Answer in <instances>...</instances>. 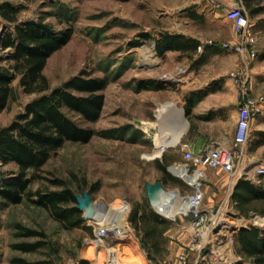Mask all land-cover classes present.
<instances>
[{
	"label": "rangeland",
	"instance_id": "rangeland-1",
	"mask_svg": "<svg viewBox=\"0 0 264 264\" xmlns=\"http://www.w3.org/2000/svg\"><path fill=\"white\" fill-rule=\"evenodd\" d=\"M10 1L23 8L19 13V20L44 18L59 32L69 28L73 31L70 41L47 61L44 73L50 79L52 87L62 85L82 71L93 76L107 75L111 78L104 90L105 107L100 118L96 122L84 123L94 128L92 139L87 143L66 142L56 150L39 170L40 176L33 181L30 191L34 193L38 189H59L53 181L63 179L76 194L83 195L84 191H88L96 204L100 203L105 207L121 205L123 200H127L131 206L128 216L125 213L128 221L137 204L148 202L160 216L170 220L172 224L157 252H150L144 245L141 232L132 221L133 237L124 240L110 237L105 244H101L97 252L95 248L90 250V241L97 238L95 232L101 224L97 220V212L100 211L98 207L99 211L96 212L95 208L90 216L83 209L82 226L67 228L47 209L26 198L20 204L4 208L0 206V264H21L15 261L16 258H25L27 263L24 264H111L108 249L113 244L121 248L124 252L122 257L125 255L126 260L132 264H181L182 254H188V264H194L202 254H206L207 259L199 261V264H242L239 263L240 256L235 247V235L243 224L260 225L261 220L255 214L236 212L231 199L232 182L228 188L219 192L215 186L207 183V176L204 190L207 194L205 204L208 218L218 213L222 221L225 218L229 223L224 221L219 224L220 230L215 235L206 236L204 240L196 236L198 226L192 225L190 216L181 213L186 212L185 210L168 217L157 205L156 208L151 204L145 187L148 181L162 180L166 191L179 189L182 195L191 193L185 180L173 171L176 163H191L185 159L184 150L178 142L165 147L161 156H146L154 153L155 137L166 126H161L157 120V109L165 103V96L161 97V93L151 89L143 90L138 85L140 79L148 78L174 87L188 80L192 68L191 58L179 53L178 59L181 62L173 70H165V58L158 55L155 47L156 39L161 37L162 31L168 33L177 30L174 25L178 22V17L181 18V29L188 34H197L204 45L209 40L216 43L233 41L235 36L232 31L228 29V38L215 39L204 15H198L199 20L190 28V11L183 5L185 0ZM5 23L10 25L0 18V32ZM224 28L223 31L227 32L226 27ZM261 36L258 64H262L264 58V32ZM235 53L228 51L232 59ZM243 61L240 58L237 64L234 63L229 73L233 84L238 88L236 108L241 103L243 89L240 78H234L233 74L243 68ZM253 67L254 62L249 64L250 72ZM261 77L263 80L264 73ZM13 87L14 96L0 113V127L11 122L25 104L38 95L24 93L18 79L14 81ZM256 121L253 122L250 138L247 144L241 146L237 159L240 178L248 176L255 181L259 175L257 169L264 166V146L252 149L251 145L257 137ZM230 146L234 147L233 142ZM163 162L169 175L159 167L164 166ZM0 168L7 171L14 169L15 165H0ZM169 177H174L179 184L168 181ZM36 197L37 195L34 196ZM183 200L186 204L189 203L188 199ZM20 226L40 230L45 235H20L24 231ZM39 240L44 243L36 251H21L14 247V244L23 241ZM199 242L201 246L192 250L191 247Z\"/></svg>",
	"mask_w": 264,
	"mask_h": 264
},
{
	"label": "trees",
	"instance_id": "trees-1",
	"mask_svg": "<svg viewBox=\"0 0 264 264\" xmlns=\"http://www.w3.org/2000/svg\"><path fill=\"white\" fill-rule=\"evenodd\" d=\"M244 2L252 17L264 11L263 0ZM22 9L20 4L10 0L0 1V17L10 23L0 47V113L14 96L13 83L18 78L24 93L38 95L27 102L24 110L11 122L0 127V165H15L12 170L0 168V206L20 204L28 198L35 205L47 209L65 227L77 228L84 223V210L78 208V194L66 180L54 179L59 189H38L33 193L30 186L40 176L39 170L51 155L66 142L87 143L92 139L95 130L84 123L96 122L100 118L105 107L104 90L111 78L82 71L62 85L52 87L44 73L47 61L70 41L73 31L69 28L59 32L44 18L19 20ZM262 22L264 27V19ZM200 44L197 38L182 33H163L156 39L155 47L160 56L168 50H181L192 57ZM204 59L202 55L196 61L204 62ZM138 85L143 90H161L167 86L154 78L140 79ZM209 90L200 91L198 98ZM256 134L252 149L264 145V131L257 130ZM159 167L169 175L166 165ZM173 171L178 176L182 175L174 167ZM167 180L179 184L174 177ZM232 201L237 213L264 216V174L258 175V182L247 176L241 177L234 187ZM130 221L141 232L142 241L150 252L160 250L164 233L172 224L148 202L135 206ZM20 228L24 230L20 235H45L40 230ZM43 243V240L23 241L14 247L21 251H36ZM235 247L240 256L239 263L264 264V227L255 224L240 227L235 235ZM15 261L27 263L25 258H16Z\"/></svg>",
	"mask_w": 264,
	"mask_h": 264
},
{
	"label": "crops",
	"instance_id": "crops-1",
	"mask_svg": "<svg viewBox=\"0 0 264 264\" xmlns=\"http://www.w3.org/2000/svg\"><path fill=\"white\" fill-rule=\"evenodd\" d=\"M235 2L243 4L248 9L244 0H185L183 5L187 7V11H190L188 17L190 18L189 27L191 28L194 22L199 20L200 15H204L208 20L209 28L214 32L215 39L228 38L230 35L228 29L236 37V32L232 28L231 22L225 17L227 10ZM262 4L264 5V0ZM178 18V22L174 25V28L176 27L177 30L168 33H182L189 37L197 38L201 42L202 39L197 34H188L181 29V18ZM263 19L264 11L252 17L253 24L255 25L254 28H256L255 30H257L259 36L264 32V29H262ZM224 27H226L227 32L223 31ZM162 32L165 33L164 31ZM179 53L189 56L181 50H168L161 56L165 58V63L163 64L165 70H173L176 64L181 62L178 59ZM202 55L205 58L204 62L196 61ZM190 58L192 68L188 74V80L182 84H178L177 87L167 85L161 90L151 89L161 93V97L165 96V103L172 102L183 112L185 123H180L179 125H177V122L165 123V128L173 127V129H180L181 134L178 143L184 151L191 149L199 153L205 151L208 149V146L213 144L226 143L230 145L234 141L236 134L239 107L236 108L235 103L238 88L233 84L229 73L232 70L233 64H237L241 57L236 52L232 59V55L228 54L227 50L221 46L209 43L203 51L198 50ZM253 62L254 67L252 72H250L252 73V79L248 85H251L252 93L264 94V79L262 80L261 77L264 73V58L262 64H258V58ZM241 64L245 68L248 66L245 61ZM206 90H209L206 95L198 98L199 92ZM255 121L257 122V130L264 131V114L258 117V119L256 118ZM164 129L162 130L164 131ZM174 169L182 174V177H185L183 176L184 171L181 168L174 167ZM208 171L207 183H211L219 192L223 191L226 187L228 188L229 183L232 182L230 175L224 170L208 167L206 174ZM239 179L240 177L232 183L231 192L234 191V187Z\"/></svg>",
	"mask_w": 264,
	"mask_h": 264
},
{
	"label": "built area",
	"instance_id": "built-area-1",
	"mask_svg": "<svg viewBox=\"0 0 264 264\" xmlns=\"http://www.w3.org/2000/svg\"><path fill=\"white\" fill-rule=\"evenodd\" d=\"M225 17L231 22L232 28L236 32V37L233 41H223L219 43L209 40L207 44L210 43L215 46H221L227 51H235L240 55L241 59L248 64L246 68L243 67L233 74L234 78H240L241 88L243 89V95L238 111L239 118L235 130L236 134L233 141L234 147L226 143H217L208 146V149L199 153H196L191 149H186L184 151V157L191 164H174V166L182 167L186 170L188 178L183 179L190 188L191 193L182 195L179 189H177V191H179L182 198L189 199L196 205L194 210L181 213L190 216L192 219V225L195 227L198 226L196 229V236L202 240L210 234L215 235V233L220 230L219 224H222V218L218 217V213L213 214L210 218H208V208L205 204L206 191L204 190V185L208 176L206 174V169L210 167L213 169L224 170L228 173V175H230L232 183L235 182L237 178L240 177L237 172V159L239 158L241 146L247 144L254 120L264 114V94L252 93L251 88L248 85L252 79L249 64L253 63L259 55V34L257 30H254L252 17L250 16L248 9H246L243 4L239 2L233 3L227 10ZM199 46V51H203L205 45L201 43ZM180 70L183 71V68ZM257 174H264V166H260L257 169ZM123 204L127 207L128 216L131 211L130 203L127 202V200H123L121 205ZM127 216L126 221L130 230H128L126 234L133 237V228L130 221H128ZM255 217H258L261 220V223L258 226L264 227V216L255 214ZM225 222L229 223V221ZM242 226L248 225L243 224ZM217 227H219L218 230H216ZM104 229L103 225L100 224V226L96 229L95 238L97 237L98 232ZM196 246L200 247L201 243L199 242L196 245L194 244V246L191 247L192 250H194ZM188 258V254H182L180 257V263L188 264ZM206 259L207 255L202 254V256L200 255L197 257L194 262L195 264H199V261Z\"/></svg>",
	"mask_w": 264,
	"mask_h": 264
},
{
	"label": "bare ground",
	"instance_id": "bare-ground-1",
	"mask_svg": "<svg viewBox=\"0 0 264 264\" xmlns=\"http://www.w3.org/2000/svg\"><path fill=\"white\" fill-rule=\"evenodd\" d=\"M157 120L159 121L161 126H163L165 123L177 122V125H179L180 123H185L182 110L177 108L176 104L172 102L163 103V105L160 106L159 109H157ZM180 134V129H173V127L165 128L164 131L162 130L159 133V136L155 137L154 143L156 149L154 153L146 156L148 158L152 156H161L165 147L174 145L176 142H178ZM177 168H181L184 171L183 176L185 177L182 178H188V176L186 175V170L184 168ZM188 204L185 203L178 191H167L166 194L162 196V199L157 206L165 216L172 217L181 210L190 211L189 208H191V210H194V208L196 207L194 202L191 200H189ZM95 207L96 212L99 210L104 211V213L103 211H101V213L100 211L97 212L99 214L98 219L96 216L95 218L99 220V222L105 229L98 232L97 238L94 241H90L92 243V246H90V250L91 248H95L98 252V248L101 246V244H105L110 237H114L116 240H124L125 238L132 237L126 234V232L130 230V227L128 226L125 217V213H127V207H125V204H123V207L119 204L117 206L110 205L109 207H105L104 205L102 206V204L97 203ZM97 207L99 208V210H97ZM226 220L227 219L224 218L222 222ZM117 246V244H113L108 249V257L109 261H111V264H132L126 260L125 255L124 257H122L124 252L120 247Z\"/></svg>",
	"mask_w": 264,
	"mask_h": 264
},
{
	"label": "water",
	"instance_id": "water-1",
	"mask_svg": "<svg viewBox=\"0 0 264 264\" xmlns=\"http://www.w3.org/2000/svg\"><path fill=\"white\" fill-rule=\"evenodd\" d=\"M8 28V24H4L3 25V29L0 32V47L2 44V40H3V35L5 33V31ZM146 192H148V197L149 200L151 202V204L153 206H155L157 208L156 205H158L160 203V200L162 199V196L164 194H166V190L164 187V183L162 180H158L156 182H146ZM84 194L81 195H77V199H78V208H82L84 210L87 211L88 216L91 215V213L94 211V209L96 208V202H94V199L91 195V193H89L88 191H84ZM241 227H245V226H241ZM219 227L216 228V230H218Z\"/></svg>",
	"mask_w": 264,
	"mask_h": 264
}]
</instances>
